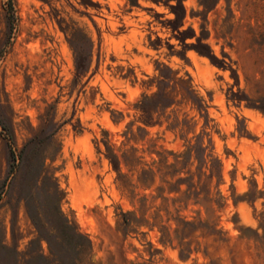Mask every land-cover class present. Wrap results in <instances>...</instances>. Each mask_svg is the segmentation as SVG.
Listing matches in <instances>:
<instances>
[{"label": "rangeland", "instance_id": "obj_1", "mask_svg": "<svg viewBox=\"0 0 264 264\" xmlns=\"http://www.w3.org/2000/svg\"><path fill=\"white\" fill-rule=\"evenodd\" d=\"M202 23L234 71L183 46L176 29L199 34ZM74 38L92 41L79 76ZM158 63L188 74L208 105L207 125L188 106L179 112L194 116L186 138L137 120L134 103L155 89ZM253 103L264 106V0H218L208 11L198 0H0V257L2 245L21 264L26 252L49 253L43 239L30 244L38 232L20 199V152L36 136L63 192L61 212L91 241L81 264H264V112ZM198 135L221 176L208 177V162L199 177L193 158L163 177L156 152H183ZM107 146L120 156L136 148L140 163L122 161L117 172ZM149 167L155 175L145 186L137 178ZM191 175L195 188L174 190ZM179 218L193 225L182 229ZM162 226L172 241H163Z\"/></svg>", "mask_w": 264, "mask_h": 264}, {"label": "trees", "instance_id": "obj_2", "mask_svg": "<svg viewBox=\"0 0 264 264\" xmlns=\"http://www.w3.org/2000/svg\"><path fill=\"white\" fill-rule=\"evenodd\" d=\"M198 1L203 7V11H208L214 7L218 0ZM181 7L185 14V8L182 4ZM183 19H180L179 25L183 24ZM203 20L206 21V18H203ZM200 28L199 34L193 28L187 29L190 34H186V30L175 29L178 31V38L185 48L194 49L199 55L208 57L213 63L223 68L228 67L234 71L230 63L223 59H218L214 54L210 44L207 42L210 32L204 23L201 24ZM186 37L194 38L195 42L186 43ZM71 44L75 53L76 76H79L90 67L92 41L90 38L85 41L80 38H74V40H71ZM156 69L158 71L157 74L149 82V86L155 85V89L150 93H143L134 103V108L138 112L137 120L146 127L166 123L167 129L177 131L181 137L186 138V134L191 128L190 121L194 116L187 119L188 113L184 111V117L180 118L179 112L188 106L190 110H196L199 114L204 115L205 124L207 125L208 105L194 88L188 74H186L187 78H185L179 75L178 71L163 63H158ZM237 101L240 102L241 98H237ZM249 105L264 112V106L261 104L253 103ZM133 124L134 121L129 123L128 130L124 133L125 136L128 134L133 136L131 131ZM137 131L147 134L145 128L141 126L137 127ZM53 135L54 133L52 132L49 137L51 138ZM143 137L141 136V139ZM42 141L41 138L34 136L28 143L34 142L37 144ZM186 143V150L180 153L156 152L159 156L158 162L160 166L157 171L161 172L163 177L167 175L174 176L180 171L174 169L178 164H181L182 168H184L193 158L199 164V177L203 174L202 167L206 166L208 162H211L208 177L212 178L213 175L221 176L220 161L212 158L211 152L208 151V146L204 145L202 135L196 137L195 143H191L190 139L186 140ZM35 144L33 146L30 145L28 151H26L25 146L23 151L20 152V157L23 159L20 199L24 201L28 215L38 232L37 241H31L30 244L43 239L47 242L49 253L45 255L40 249L26 252L24 254L26 256L24 264H81L83 257L90 255L92 249L91 241L86 234L79 230L75 223L61 212L60 201L63 198V192L59 189L54 175L46 169L45 161L47 156ZM130 150L122 152L120 156L114 151V148L107 146L106 157L117 172L120 171L122 161L130 165L140 163V156H136L134 153L137 149L132 147ZM24 151L26 154H24ZM165 153L173 155V163H168V156ZM12 159L13 161L16 160L14 153H12ZM15 166L16 164L13 162L11 164V172ZM172 168L173 171H170ZM154 175L155 171L151 167L143 168L137 180L145 186H150ZM119 176L125 178L124 174L119 173ZM192 179L193 175L188 178H179L175 181L177 188L172 189L179 191L180 184L187 182V190H191V188L196 187ZM122 183L127 187L126 180H122ZM145 199L143 197V200ZM178 223L183 225L182 229L193 225L189 221L180 218ZM161 229L163 241H172L168 228L162 226ZM1 248L4 253L0 257V264H21V255L16 249H10L5 245H2Z\"/></svg>", "mask_w": 264, "mask_h": 264}]
</instances>
